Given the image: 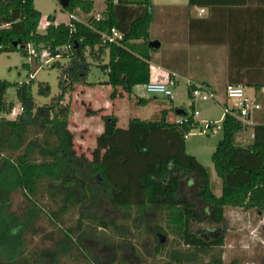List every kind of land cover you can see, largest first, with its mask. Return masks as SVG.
Masks as SVG:
<instances>
[{"label": "trees", "instance_id": "obj_1", "mask_svg": "<svg viewBox=\"0 0 264 264\" xmlns=\"http://www.w3.org/2000/svg\"><path fill=\"white\" fill-rule=\"evenodd\" d=\"M188 3H194V0ZM93 9L92 0H69L62 8L71 15L79 11L89 15ZM150 11V0H105L100 20L89 16L85 22L71 19L68 24L54 25L48 16V25L40 33L41 13L35 9L33 0H0V53L26 55L23 47L30 44L37 51L45 49L52 57L59 55L70 61L59 79V94L49 104L38 108L34 107L31 96V78L20 84L0 81V113L7 114L13 109V104L4 99L10 86L16 87L17 100L22 108L14 120L0 118V264H61L59 259L9 253L8 248L24 225L19 216L11 214L5 206L7 195L15 190H19L37 210L35 202L48 198L52 205H57L59 213L76 208L80 216L83 206L97 204L99 200L109 202L112 212L119 217L110 222L101 217L89 218L90 225L84 226L78 242L85 249L83 239L95 237L111 248L119 264H222L225 208L248 211L264 208V123L259 118V123L252 127L253 138L245 144L236 141L241 133L240 122L230 116L222 121L221 138L211 155L221 184L219 196L211 190L206 168L187 158L183 147L181 155L184 160L171 157L163 162L156 156L146 163L145 171L138 176L145 200L134 205L113 202L122 185H115L105 177L104 163L72 154V135L68 130L71 109L63 101L74 84L85 82L88 71L85 49L97 59L108 49L109 60L100 65L102 71L109 68L104 84L120 87L130 94L135 86L150 81ZM4 25L9 27H2ZM111 28L123 35L121 47L101 44L100 34ZM15 42L17 46H14ZM65 45H70L71 50H61ZM23 67L28 69V64ZM65 75L68 79L64 78ZM39 92L47 96L48 87L40 84ZM189 92L188 88L186 94ZM163 99L172 103V100ZM189 107L190 112H184L188 119L181 124L175 123L176 108L173 107L161 109L158 117L131 121L145 131L169 129L185 139V133L199 126L192 120L194 105ZM169 110L174 116L172 120L167 118ZM102 119L111 123L103 137L113 135L115 122L106 116ZM145 137L146 132H143L136 138L142 140ZM17 151L20 152L15 154ZM119 153L114 147L106 155ZM118 163H122V157L118 158ZM186 175L199 179L195 198L204 204L205 210L201 211L193 199L180 198L181 181ZM204 223H208V227L192 230L193 224L200 226ZM81 227L79 223L74 230H81ZM106 231L122 239L118 245L111 242ZM69 232L73 233V230ZM168 233L173 238L165 245L161 238ZM62 235L71 243L68 233L62 231ZM147 244L151 246V252L143 255L141 251ZM182 246L187 249L182 250ZM126 251H130L134 262L124 259ZM88 252L93 257L91 251ZM92 260V263L99 264L96 259Z\"/></svg>", "mask_w": 264, "mask_h": 264}, {"label": "rangeland", "instance_id": "obj_2", "mask_svg": "<svg viewBox=\"0 0 264 264\" xmlns=\"http://www.w3.org/2000/svg\"><path fill=\"white\" fill-rule=\"evenodd\" d=\"M33 1L35 8L41 13L38 27L40 33L44 32L48 24L46 19L48 16H51L56 24L68 20L66 13L61 9L56 0ZM102 8L103 1L95 0V12L101 11ZM78 17L80 20L84 19L80 14ZM43 53L47 52L44 49L39 50L35 61L30 63L32 71L37 69L33 77L34 80L31 83V96L35 108L49 104L59 94V79L70 64L68 58L62 57L55 58L49 64H42L48 58L43 57ZM84 56L89 68L86 80L89 83L95 84L106 80V73L102 71L100 65L105 63L107 59H92L88 54V49H85ZM28 63V57L19 52L0 53V81L18 84L27 82L28 72L22 65ZM64 78H67L66 75ZM42 83L48 87L49 93L47 96H43L39 92V85ZM84 86H86L87 90L95 89L90 84ZM97 86L100 87L99 85ZM83 90L82 87L78 89V85L74 84L72 90L65 96V102L68 101L71 109L70 129L72 132L68 130L72 135V154L92 162L104 163L105 177L115 185H122L121 192L113 197V202L131 205L144 203L145 192L144 188L138 184V176L145 171L144 166L146 163L151 162L157 155L161 157L163 162L166 161L170 153L171 157H174L176 154L180 155L182 147L187 158L194 160L195 163H199L206 168L212 192L216 196L220 195L221 184L215 174L211 155L218 140L221 138V130H216L215 133L210 131L201 132V122L203 120L220 122L222 119V106L220 104L212 101L195 102L193 108L199 113V117L196 119L199 126L192 130L193 134L182 139L176 133L173 132L170 135L167 131L169 136L166 138L161 137L159 142H155L156 133H154L150 136V140L153 139L152 150H150L145 138L142 140L136 138L139 133L145 130H142L138 124L131 120L138 119L141 121L158 117L160 109H169L171 107L169 101L145 99L146 101L143 102L138 97H130L131 94L118 89L119 91H114L110 95L105 93L104 97H100L101 100H106L107 102L98 100L99 103L97 105H91L92 103H89V100L83 96ZM134 92L143 97L151 98L155 96L146 93L142 86L136 87ZM223 92L224 89L222 88L220 95ZM173 94L174 100L172 102L186 112H190V100L186 96V90L178 87L173 90ZM117 96L120 97L118 98ZM4 99L7 103H13L17 109L20 108L16 96V87H8ZM83 100L85 103L83 102L84 104L82 105L81 102ZM76 110L80 111L82 119L85 113V116L90 117L89 119L92 118L89 121L90 125L88 127L90 133H93V131L94 133H98L95 137V148L90 145L93 135L86 131L87 126L85 127L84 122L81 124L78 120ZM168 112L167 118L172 119L174 117L172 111L169 110ZM102 116H106L110 121L115 122L113 135L103 137V134L110 128L111 123L101 119ZM261 120L260 118L259 121L261 122ZM157 132L159 131L157 130ZM242 133L236 138L238 143H240L238 137ZM245 134L247 135V133ZM249 141V138H247L245 143ZM104 146L116 147L120 153L114 156H107L106 153L109 149L105 151ZM19 152L17 151L15 154ZM147 154L151 156H147ZM121 157L122 163H118V158ZM199 185L200 181L196 176H184L181 181L179 196L181 199H193L202 211L205 210L204 204L195 198ZM35 203L38 210L29 204L19 190H15L7 195L5 206L8 207V211L11 214L19 216L20 222H24L19 236L13 245L8 248L9 253L22 252L23 256H41V258L47 260L59 259L61 264H94L92 263V259H96L99 264H119V259H116L111 248L102 241H98L95 237L83 239L82 243L87 249H84L80 242H78V235L82 229L90 225L89 218L101 217L110 222L119 217L118 214L112 212L109 202L99 200L97 204L83 206L82 216L79 215L76 208L69 212L59 213L57 205H52L51 200L48 198ZM204 216L206 217V214ZM79 223L82 226L81 230H74ZM203 227H208V223L200 226L193 224L192 230L196 231ZM70 229L73 230V233L69 232ZM225 229L222 264H264V208L261 211L225 208ZM62 231L68 233L69 237H71V243L64 239ZM105 234H109L108 236L114 244L118 245L122 240L118 235L115 236L111 232L106 231ZM172 238L173 235L168 233L161 238V241L167 245ZM138 240L136 241L138 242ZM137 242L134 243L136 246ZM181 248L182 250L187 249L185 246ZM88 251H91L93 257L89 256L90 252ZM150 252L151 246L148 244L145 246V250L141 251L143 255H147ZM117 254L120 258L121 253L118 252ZM124 259L134 262L130 251L124 252ZM204 261L206 262V259Z\"/></svg>", "mask_w": 264, "mask_h": 264}, {"label": "crops", "instance_id": "obj_3", "mask_svg": "<svg viewBox=\"0 0 264 264\" xmlns=\"http://www.w3.org/2000/svg\"><path fill=\"white\" fill-rule=\"evenodd\" d=\"M92 1L94 3L93 11L89 15H84L81 11L75 13L74 17L77 21L85 22L89 16H100L101 18V14L105 8V0H102L103 8L99 12H95V0ZM188 1L150 0L152 17L149 26V42L155 41L159 44L158 48L155 49L149 47L151 76L152 72L154 73L157 70L165 73L167 77L164 79L168 78L173 83L172 90L182 87L187 91L189 83L205 84L210 89L219 92L217 93L219 95L220 90L224 89L228 84L243 85L248 95L255 94L261 97L263 108L258 118H261V121L264 122V94H259L260 89L264 88V0H194L192 4H189ZM65 13L68 20L62 22V24H68L70 21L69 14ZM79 14L84 17L83 20L79 19ZM53 24L57 25L61 23L56 24L53 20ZM94 49L97 51L96 48ZM90 57L94 60L106 58L107 61L105 63H107L109 60V50L106 49L100 59L93 58L91 55ZM26 70L28 72L27 78H31V81H33L37 69L32 71L31 65L28 64V69ZM106 80L100 81L97 84L89 83L85 76V82L76 85H78V89L80 87L84 89L82 92L83 96L89 100V103H92L91 105H97L99 103L98 100H101L100 97H104L105 93L110 95L114 91H119L118 89L123 91L120 87L104 84ZM86 84L92 85L95 89L87 90L86 86H84ZM139 86L143 87L144 85L135 86L130 93V97H138L143 102L146 101L145 99H154V101L158 99L164 100L161 96L150 98L135 93L134 89ZM65 96L63 103L67 104L68 101L65 102ZM117 97L119 98L120 96ZM103 101L106 100H101V102ZM119 101L121 100L119 99ZM83 102L84 100L81 102L82 105L85 103ZM171 107L176 108V111L182 110L185 112L174 102L171 103ZM166 109L168 110V108ZM160 111L161 109L158 112ZM75 112L81 124L84 122L85 127L87 126L86 131L93 135L90 145L95 148V137L98 133H94V131L90 133L88 127L90 125L89 121L92 118L89 119L90 117L85 116V113L82 119L80 111L76 110ZM20 113L19 109L13 104L11 112L7 114L0 113V118L14 120ZM184 114L178 115L175 112L176 118ZM70 123L71 114L68 129L72 132ZM81 128L83 127L81 126ZM167 131L170 135L173 133L169 129L161 128L143 131L146 132L145 141L150 150H152L153 144V139L150 140V136L156 133L154 140L155 142H159L161 137L166 138L169 136ZM247 138H249L248 134L246 135L243 132L238 137L240 139L238 141L241 144H245ZM104 147L105 151L111 148V146ZM147 156L151 155L147 154ZM170 157L171 153L166 160ZM174 157L184 160L181 154Z\"/></svg>", "mask_w": 264, "mask_h": 264}, {"label": "built area", "instance_id": "obj_4", "mask_svg": "<svg viewBox=\"0 0 264 264\" xmlns=\"http://www.w3.org/2000/svg\"><path fill=\"white\" fill-rule=\"evenodd\" d=\"M69 20L76 18L74 15L69 14ZM95 20H100V16H96ZM48 25V24H47ZM2 27H9V25H4ZM101 44L102 45H115L121 47L123 35L115 28H111L106 32H102L100 34ZM24 51L26 56L29 59V65L32 61H35L37 56V50L30 44L25 45ZM45 50V49H44ZM61 50L69 51L71 50L70 45H65L61 48ZM47 53H43V57H48L45 59L42 64H49L55 58H59V55L52 57L47 50ZM105 73L109 72V68H106ZM33 76V75H32ZM167 76L163 72H159L158 70L154 73L152 72L151 76V68H150V81L143 86L145 92L155 96H161L163 98L172 100L174 99V94L172 90L173 83L168 80H165ZM188 88L190 90L189 94L187 95L188 99L190 100V104L195 102H208L212 101L214 103H218L222 106V119L220 122L214 121H203L201 123L202 128L201 132H213L215 133L216 130L221 129L222 121L225 119L226 116H230L236 119L241 124V133L245 132L248 134L249 139L253 138L252 127L259 123L258 115L262 111V99L259 95H248L246 93V89L243 85H235V84H228L224 88V92L222 95L215 93L212 89H210L205 84H195L189 83ZM260 95L264 94V88H261L259 91ZM258 97L260 100H258ZM19 111H22V108H19ZM199 113L193 110L192 113V120L196 121L198 118ZM188 119V115L184 114L183 116H179L175 119V123L181 124ZM197 122V121H196ZM193 129L189 132L185 133L184 137H188L189 135L193 134Z\"/></svg>", "mask_w": 264, "mask_h": 264}, {"label": "water", "instance_id": "obj_5", "mask_svg": "<svg viewBox=\"0 0 264 264\" xmlns=\"http://www.w3.org/2000/svg\"><path fill=\"white\" fill-rule=\"evenodd\" d=\"M68 1H69V0H59L58 3H59V5H60L62 8H64V7L67 6ZM17 45H18V43L15 42V43H14V46H17ZM148 45H149V47L155 49V48H158V45H159V44H158L157 42H155V41H152V42H149ZM176 114H178V115H182V114H184V112H183L182 110H178V111H176Z\"/></svg>", "mask_w": 264, "mask_h": 264}]
</instances>
